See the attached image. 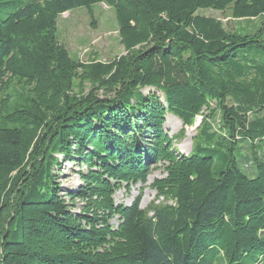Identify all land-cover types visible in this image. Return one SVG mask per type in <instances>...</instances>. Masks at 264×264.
<instances>
[{"label": "trees", "instance_id": "obj_1", "mask_svg": "<svg viewBox=\"0 0 264 264\" xmlns=\"http://www.w3.org/2000/svg\"><path fill=\"white\" fill-rule=\"evenodd\" d=\"M95 5L125 55L74 61L57 19ZM0 264H264V0H0Z\"/></svg>", "mask_w": 264, "mask_h": 264}, {"label": "rangeland", "instance_id": "obj_2", "mask_svg": "<svg viewBox=\"0 0 264 264\" xmlns=\"http://www.w3.org/2000/svg\"><path fill=\"white\" fill-rule=\"evenodd\" d=\"M199 14L217 19L227 30H236L246 25L245 22L233 20L228 12L201 11ZM92 18L88 15L86 9L79 8L61 15L57 19V39L65 47L70 58L82 63L96 58L99 62L107 63L125 55L119 44L118 28L113 10L105 5H95L92 7ZM250 23L257 26L261 23V20L251 21ZM143 92L146 93L147 90ZM169 117L166 118L165 131L172 137L182 130V125L176 118L171 117L175 121L170 120ZM200 121V119H197L194 127L185 130L184 140L176 145V149L180 153L184 155L190 153ZM214 127L216 130L218 129V118L215 120ZM61 171L64 175L60 179L61 188L64 191H76L79 181L74 173L77 168L69 163H63ZM243 172L248 177H251L247 171ZM163 177L162 171H155L147 179L145 185L138 184L128 190H118L113 197L115 205L130 206L138 196H141L140 208H147L152 202L156 201V193L152 190L151 184L154 180L162 179ZM111 224L116 226V222Z\"/></svg>", "mask_w": 264, "mask_h": 264}, {"label": "bare ground", "instance_id": "obj_3", "mask_svg": "<svg viewBox=\"0 0 264 264\" xmlns=\"http://www.w3.org/2000/svg\"><path fill=\"white\" fill-rule=\"evenodd\" d=\"M169 119H170V120H175V119H173V118H171V117H169ZM175 121H176V120H175Z\"/></svg>", "mask_w": 264, "mask_h": 264}]
</instances>
